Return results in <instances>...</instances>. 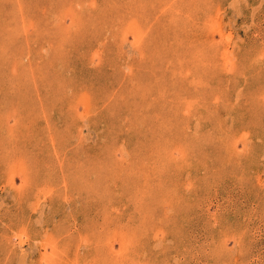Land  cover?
Instances as JSON below:
<instances>
[{
  "label": "rangeland",
  "instance_id": "374dc122",
  "mask_svg": "<svg viewBox=\"0 0 264 264\" xmlns=\"http://www.w3.org/2000/svg\"><path fill=\"white\" fill-rule=\"evenodd\" d=\"M0 264H264V0H0Z\"/></svg>",
  "mask_w": 264,
  "mask_h": 264
}]
</instances>
